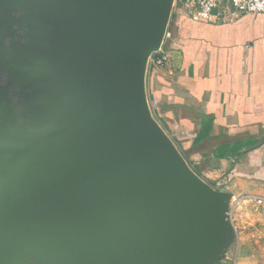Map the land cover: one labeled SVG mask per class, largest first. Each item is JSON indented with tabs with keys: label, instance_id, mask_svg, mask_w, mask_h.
<instances>
[{
	"label": "water",
	"instance_id": "water-1",
	"mask_svg": "<svg viewBox=\"0 0 264 264\" xmlns=\"http://www.w3.org/2000/svg\"><path fill=\"white\" fill-rule=\"evenodd\" d=\"M173 1L0 0V264L222 259L232 192L146 94Z\"/></svg>",
	"mask_w": 264,
	"mask_h": 264
},
{
	"label": "crops",
	"instance_id": "crops-1",
	"mask_svg": "<svg viewBox=\"0 0 264 264\" xmlns=\"http://www.w3.org/2000/svg\"><path fill=\"white\" fill-rule=\"evenodd\" d=\"M169 26V62L145 73L157 120L211 185L233 179L264 197V12L223 6L197 21L177 8Z\"/></svg>",
	"mask_w": 264,
	"mask_h": 264
},
{
	"label": "rangeland",
	"instance_id": "rangeland-1",
	"mask_svg": "<svg viewBox=\"0 0 264 264\" xmlns=\"http://www.w3.org/2000/svg\"><path fill=\"white\" fill-rule=\"evenodd\" d=\"M148 103L153 116L157 119L148 96ZM250 185V184H249ZM240 186L229 179L223 185H213L226 188L231 186L236 208L229 211V220L233 225V236L225 253H228L231 264L236 263L239 243V264H264V205L258 203L255 190L249 186ZM229 190V189H228ZM219 264V263H218Z\"/></svg>",
	"mask_w": 264,
	"mask_h": 264
},
{
	"label": "built area",
	"instance_id": "built-area-1",
	"mask_svg": "<svg viewBox=\"0 0 264 264\" xmlns=\"http://www.w3.org/2000/svg\"><path fill=\"white\" fill-rule=\"evenodd\" d=\"M223 6H227L232 13L264 12V0H174L172 11L180 8L183 9V11L193 20L213 21L218 17L219 10ZM171 36L172 32L168 22L163 34L162 44L158 50L154 51L149 56L147 67H150L151 69L157 68L164 66L169 62L170 55L168 42ZM190 166L194 169L192 165ZM214 187L218 189H226L219 186ZM257 201L264 205V197H257ZM235 204L234 201H229V210L227 212L228 217L229 211L236 208Z\"/></svg>",
	"mask_w": 264,
	"mask_h": 264
},
{
	"label": "flooded vegetation",
	"instance_id": "flooded-vegetation-1",
	"mask_svg": "<svg viewBox=\"0 0 264 264\" xmlns=\"http://www.w3.org/2000/svg\"><path fill=\"white\" fill-rule=\"evenodd\" d=\"M22 33V31L17 30V33L13 34L11 38L7 39L6 42L9 44L10 40H13L14 42H19L22 40L19 36V34Z\"/></svg>",
	"mask_w": 264,
	"mask_h": 264
}]
</instances>
